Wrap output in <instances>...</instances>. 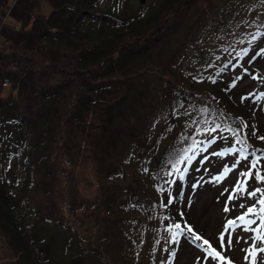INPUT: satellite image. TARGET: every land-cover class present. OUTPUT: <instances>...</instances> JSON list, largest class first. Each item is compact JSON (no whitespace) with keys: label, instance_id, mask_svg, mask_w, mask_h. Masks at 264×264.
Segmentation results:
<instances>
[{"label":"trees","instance_id":"1","mask_svg":"<svg viewBox=\"0 0 264 264\" xmlns=\"http://www.w3.org/2000/svg\"><path fill=\"white\" fill-rule=\"evenodd\" d=\"M0 1V264H165L196 160L264 175L221 81L264 58V0Z\"/></svg>","mask_w":264,"mask_h":264},{"label":"rangeland","instance_id":"2","mask_svg":"<svg viewBox=\"0 0 264 264\" xmlns=\"http://www.w3.org/2000/svg\"><path fill=\"white\" fill-rule=\"evenodd\" d=\"M154 1L143 0L148 4ZM13 4L14 1L0 15V29L8 20ZM41 8L45 15L51 13L52 9L47 0L42 1ZM253 57L251 55L247 59L250 74L242 69L226 71L221 76V81L226 82L225 87L229 85L226 95L229 101H233V104L238 106V111L233 114H241L243 126L247 125L244 128L248 138L258 139L262 143L264 141L259 137H264V58L256 59L255 57L253 59ZM154 105L157 106V104ZM253 131L255 135H252ZM238 160L239 164L236 163ZM251 160H255L254 155H248V159L244 160L240 153L231 151L217 159L201 157L196 160L193 170L190 169L181 182L179 191L176 194L172 192L169 196L172 198L171 203L168 198L169 220L173 225L177 223L181 225V229H178L181 242L174 251L175 255H167L165 264H228L229 261L232 264H252V259L246 250L254 246L264 247V243L254 239L258 235L257 232L245 231V226L238 219L253 204L257 211L261 207L259 203H256L262 198L260 194L258 193L254 200L247 193L256 188H264V186L255 179V175L252 178L241 175L250 170ZM226 170H228L227 174H225ZM131 174L130 172L123 176V178L126 177L125 182L129 180ZM216 177H223V179L217 180ZM243 180H245L244 184ZM193 185L196 187L194 188ZM238 186L241 191L237 190ZM226 207L228 211L224 210ZM247 218L256 221L250 226L251 228H261L259 216L250 214ZM228 221H236V225L230 227ZM189 227L202 239L195 240L194 236L188 233ZM226 227L227 231H225ZM259 234L264 235V231ZM221 237L224 238L223 246H221ZM204 240L209 243L205 244ZM229 241H231L230 246ZM172 248L170 247L169 252L173 251ZM211 248L221 252L226 259L224 261L213 260L209 255ZM260 255L264 254L257 255L256 264H261ZM246 256L249 258L245 259Z\"/></svg>","mask_w":264,"mask_h":264},{"label":"snow or ice","instance_id":"3","mask_svg":"<svg viewBox=\"0 0 264 264\" xmlns=\"http://www.w3.org/2000/svg\"><path fill=\"white\" fill-rule=\"evenodd\" d=\"M253 39H255V37H253ZM227 50V49H225ZM261 53H264V49L261 50ZM239 56L241 57H244L246 55H248V49H244L241 53H238ZM255 57H253L254 59ZM251 62V61H249ZM245 71H247L245 69ZM253 79H257V77H253ZM216 127H219V125H217ZM244 127H247V125H244ZM216 129H212V131H215ZM234 135H236L238 137L237 139V143L240 142V139H239V133L238 132H234ZM252 135H255V131H253ZM259 139L261 140H264V137H259ZM211 142V141H210ZM229 151H232L231 149ZM241 157L242 159L244 160H247L248 159V155H245L243 152H241ZM192 159V157H189V156H185L183 158V160H187L188 162H190ZM183 160H177L176 161V164H173V169L177 172H180V169L176 166L180 163L183 162ZM259 160L260 158L257 157L256 160H253L250 164V167L251 169H254L255 170V173L253 171H246V172H243L241 173V175L245 176V177H249V178H252L254 175H255V179L256 180H259L261 182H264V175H261L260 172H259V167H258V164H259ZM237 164H239V160L236 161ZM227 171L226 170V173L227 174ZM167 175H172L171 172H168L166 173ZM217 180H221L223 179V177H216ZM193 187L195 188L196 185H193ZM163 191V189H161ZM238 191H241V189L237 188ZM244 191H246V189H244ZM260 194V196L262 197L261 199H259L258 201H256V203H259L261 205V207L259 208V210L257 211L256 207H255V204H253L252 206L248 207L247 208V211L246 213L242 214L241 216L238 217L239 221L245 226L244 227V230L245 231H255L258 233V235L254 238L258 241H260L261 243H264V235H261L259 234L261 231H264V188H256L254 191L252 192H248L247 194L249 196H251L254 200L255 198L257 197V194ZM172 202V198L170 197L169 198V203ZM167 206V205H165ZM241 207H243V205H241ZM225 211H228V208L226 207L224 209ZM256 215V216H259L260 220H261V228L260 229H256V228H251L250 226L255 224L256 221L255 220H252V219H248L247 217L249 215ZM236 225V221H228V226L230 227H234ZM174 227L176 229H181V225L179 223L175 224ZM225 231H227V227L225 229ZM188 233L192 234L194 236V239L195 240H200L202 239V237H200L199 235H196L193 231V229H191V227L188 228ZM175 235H179V233H175L174 234V237ZM223 237H221V246H223ZM173 242H175V239H173ZM204 243L205 244H208L209 242L207 240H204ZM231 245V241H229V246ZM211 247V246H209ZM205 251H208V249H205ZM246 251H248L249 253V256L251 257L252 259V264H256V260H257V255L258 254H264V247H253L252 249H247ZM172 255H175V253H172ZM209 255L212 257L213 260H220V261H224L226 258L222 255L221 252L217 251L215 248H211V251L209 252ZM249 257L246 256L245 259H248ZM260 261H261V264H264V255H260ZM228 264H232L231 261L228 262Z\"/></svg>","mask_w":264,"mask_h":264}]
</instances>
